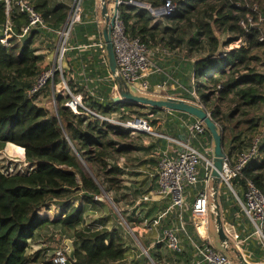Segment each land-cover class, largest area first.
I'll return each instance as SVG.
<instances>
[{"label":"trees","instance_id":"1","mask_svg":"<svg viewBox=\"0 0 264 264\" xmlns=\"http://www.w3.org/2000/svg\"><path fill=\"white\" fill-rule=\"evenodd\" d=\"M17 1H10L8 11L6 0H0V40L4 38L7 24L14 32L5 44L0 41V155L13 144L18 152L24 149L28 167L14 174L0 168V264H46L42 250L33 255L29 251L34 243L44 239L45 233L49 232L52 238V231L74 242L75 261L68 258L67 264H148L144 254L130 260V250L119 227L109 230L99 224L103 223L100 220L83 228L88 207L104 205L100 203L105 195L111 196L118 209L123 200H135L137 190L123 186L127 172L114 159L140 151L130 140V130L101 122L89 116L84 108L100 115L110 113L109 116L125 110L127 114L121 121L127 122L131 120L128 115L140 106L113 101L116 82L110 78L108 60L101 63L96 50H71L63 59V75L71 93L84 98V108L78 107V113L68 106L72 100L68 93L55 91V114L30 99L28 90L44 60L35 43L45 36H57L40 29L27 38H18L29 19L19 11ZM122 1L142 3L153 11L170 8L169 14L160 17L146 8L129 4L121 5L120 12L127 33L139 38L155 54L156 49H182L192 56L197 54L194 59L184 60L183 65H179L181 71L172 77L158 66V69L154 67L161 77L158 84L172 82L178 87L172 91V96L198 104L210 115L222 135L224 153L231 168L255 147V154L230 184L239 196L246 191L248 182L264 193V74L256 73L253 66L259 62V54H264V0ZM29 3L54 31L62 30L72 6L56 0H29ZM99 16L96 0H85L84 16L74 29L72 47L88 44L90 37L103 36V26L97 22ZM217 34L229 36L225 45L241 40L247 48L224 52ZM61 81L57 71L54 83ZM49 91L52 94L51 89ZM227 101L234 106L227 107ZM173 114L181 118L188 116L179 112ZM167 123L169 136L180 139L184 123L174 118H169ZM199 140L213 144L207 129ZM193 144L199 146L197 141ZM205 177V169L200 167L202 188L195 187L191 192L194 197L204 190ZM224 190L222 203L227 197L236 205V198L227 186ZM191 193L187 188L188 198L193 197ZM75 201H79L78 206L74 205ZM55 205L60 209V216L52 219L40 215L42 209L51 210ZM170 205L169 198L164 200L162 208L148 204L150 208L144 216L141 214L143 218H134L136 209L147 207L141 203L127 216L123 212L121 215L130 225L142 223L163 214L164 210L167 212ZM178 214L170 212L162 219L164 232H176L181 227ZM191 214V208L184 210V230L176 232L182 253L171 250L167 239L163 241L167 245L157 244L165 246L167 253L157 246L152 250L143 243L155 264H194L201 258L200 250L209 244L197 233ZM98 225L102 229L97 230ZM252 245L249 242L248 252L260 258L262 252ZM64 253L67 256L66 249Z\"/></svg>","mask_w":264,"mask_h":264},{"label":"built area","instance_id":"2","mask_svg":"<svg viewBox=\"0 0 264 264\" xmlns=\"http://www.w3.org/2000/svg\"><path fill=\"white\" fill-rule=\"evenodd\" d=\"M10 1L6 0L8 5V11L10 10ZM84 1L74 0L71 6L70 15L66 21V24L62 30L54 31L48 28L42 18V16L36 12V10L30 5L29 0H18L17 7L22 14H25L29 19V24L22 30V35L18 38H27L29 35L40 29H45L50 32H54L58 37V45L55 55V60L51 68L40 69L35 80L31 84L28 90V96L30 99L38 102L41 94L45 88L54 83L56 72L60 73L62 78L59 87H57V93L65 95V93L72 94L63 75V59L68 51L78 50L80 52H86L96 50L99 52V60L105 64L107 58L106 42L103 36L99 39L90 37V42L84 45H78L76 47L70 46V38L73 35L75 27L82 22L84 16ZM137 2L130 1L128 3L122 0H96V10L99 11L100 16L97 17V22L104 26L106 24V16L113 20L111 37L114 46V54L117 62V73L120 74L126 81L129 90L138 96L148 97L152 99H169L172 96L163 98V92L166 91V83L159 84L156 88L152 87L149 78L154 73V64L152 62V51L143 43L139 38H133L127 33L126 24L121 17L120 6L123 4L134 5ZM107 8L105 16L102 15L103 8ZM14 32L10 24H7L4 29V38L1 39V43L5 44L7 40L13 37ZM59 63V66H58ZM51 66V65H50ZM110 78L114 80V77L110 73ZM56 94L53 96L55 99ZM72 96V95H71ZM120 96V90L116 83L113 91V98ZM198 105V104H196ZM68 106L78 113V107L82 106V98L74 96L68 103ZM199 106V105H198ZM202 107V106H200ZM84 108V107H83ZM89 116L97 118V120L103 122L115 123L113 125L126 128L132 131V134L143 133L153 134L157 137L168 140L172 146L165 153H163L159 159L158 167L159 174L157 176V193L163 197L171 198V205L167 212L160 214L155 220L150 223L151 227H158L162 219L170 212H179L178 217L180 219L181 227L179 229L184 230L183 212L186 205V189L188 187H196L199 184L200 167H203L206 172L205 184L206 188L201 191L192 206V221L200 237L208 242V229H209V213L217 214L218 210V193L213 185L212 169H213V157H214V145L204 144L199 140L206 131V126L199 120H196L189 130V135L186 139H175L165 134H156L152 132L151 123L158 119L154 114H149L148 117L132 116V120L128 122L113 121L114 115L109 116L107 114H97L87 108H84ZM127 114L125 110H122V114H118L119 118ZM197 141L199 146L192 144ZM255 147L252 151L243 156L238 164L231 168L228 164L227 158L225 161L224 171L221 174L220 182L224 183L231 193L236 198L237 207L239 213L243 214L249 221L253 230V237L257 236L260 239V243L264 247V193H262L252 182H248L246 191L242 196H239L234 190L230 182L237 177L240 170L246 165V163L255 154ZM9 169L6 171L8 174H14L16 172H24L28 167V163L22 161L19 166L17 161H12ZM31 171V169H29ZM218 215V214H217ZM147 224V222H146ZM102 229V226H97V230ZM176 229V232L179 230ZM175 231H165V239L168 241V246L171 250L179 253L183 252V247L180 245V241L177 238ZM227 236V235H226ZM248 238H238L237 235L234 239L227 236L225 241H221V247L223 251L216 249L211 243L205 246L203 250H200L201 258L196 260L194 264H264L252 261V253L248 252L247 246L249 245ZM228 252V253H226ZM143 254L148 260V264H155L147 250L143 249ZM51 264H67L68 257L64 253V248L56 250L50 260Z\"/></svg>","mask_w":264,"mask_h":264},{"label":"rangeland","instance_id":"3","mask_svg":"<svg viewBox=\"0 0 264 264\" xmlns=\"http://www.w3.org/2000/svg\"><path fill=\"white\" fill-rule=\"evenodd\" d=\"M58 2H64L68 5H72V1L73 0H56ZM89 1V0H87ZM95 1V0H94ZM133 6L138 7V8H149L148 5L139 3V4H134ZM152 14L155 17H160V14H157L155 11L152 10ZM53 36V34H52ZM43 37L44 39L42 40H37V42L35 43V47H37L39 49V52H44L47 51V54L50 55V61L48 64L47 62L42 63L41 65V69L42 70H46L52 67L51 62H53V57L56 53V48L58 45V37ZM217 37L219 39V43H220V47L221 50L225 51H231L233 49H240V48H247V45L242 42L241 40L233 42L229 45H225L228 41L229 36L227 34H217ZM70 46H74L75 41H74V33L70 38ZM48 45V46H47ZM153 54V63H154V67L157 68L156 66H158V68L164 70L166 73H168L171 77L175 76L177 74V72L181 71V66L179 65H183L184 60L188 59H194L195 55H191L190 53L186 52L185 50L183 51L182 49L177 50V51H172V50H167V49H156V54L155 52H152ZM259 62H255L254 63V68L256 69V73H263L264 74V54H259ZM55 60V59H54ZM63 64V62H62ZM51 65V66H50ZM59 66V63H58ZM157 68V69H158ZM161 70V71H162ZM73 74V73H72ZM59 84L56 83H50L45 90L43 91V93L41 94V97L38 100V105L39 106H44L46 107L48 110H50L52 113H56L57 110V102H55L53 100V97H51L52 94L55 93V91L57 90V87H59ZM168 85V88H173V84L171 82H167L166 83ZM56 85V86H55ZM49 89H51L52 94H50ZM72 97L74 94H71ZM163 96L168 95L166 92L162 93ZM77 97H80L81 95H76ZM82 98V106L84 104V98L83 96H81ZM225 105H227V107H230V105H232V107L234 106L230 101L225 102ZM151 109H149L148 107H140V108H134V110L132 111V113H130L128 116L130 117V119L132 118V116L136 115L137 117H148L149 113ZM157 111V110H156ZM114 113V112H113ZM109 115H111L109 113ZM121 121V118H119L118 115H116L114 113V119L113 121ZM162 120H157V121H153L151 123L152 126V132L156 133V134H162L165 133L166 131H170L169 127L167 126L166 123H164V119L162 118ZM132 120V119H131ZM122 122V121H121ZM128 122V121H127ZM112 125L115 123H111ZM122 128V127H121ZM132 134V131H131ZM136 134V133H135ZM147 141H151L152 139L155 138V135L151 134H147L146 137H144ZM118 140V139H117ZM131 141L134 142V144H136V146L140 145L142 142L137 140V137H132L130 138ZM161 141L164 139H160ZM17 147V146H16ZM23 152H18L17 149L15 148V146H11L9 145V147H6V149L1 153L0 155V168L3 171H7L10 167V163L13 164L12 161H17L18 163H14V164H18L17 166H19L21 164L22 161H25V152L24 150H22ZM136 153V152H135ZM134 154V153H131ZM131 154L124 156L126 158H129L128 161H132V156ZM121 159L120 156H115L114 161H119ZM89 171V170H88ZM90 172V171H89ZM127 179V178H125ZM123 184V183H122ZM128 184V183H127ZM124 186V185H123ZM127 188H129V185H125ZM198 189L202 188V183L201 181L198 184ZM226 185H224V183L219 184L218 183V189H219V193H218V198H217V203H218V210L216 211V213L218 214V216L221 218L222 223H223V227L225 230V233L227 236H229L230 238L233 239V236L228 232V218H226V208L225 205L222 203V196L225 193L224 189H225ZM206 188V187H205ZM195 189V187H188V191L191 193L193 192V190ZM191 196L193 195L192 193L190 194ZM100 204H104V205H100V206H92V207H88L86 213H85V219H86V223L84 224L83 228H87V225H92V224H98V222H105V223H99V224H103L105 225V227L107 226V229L111 230L112 228H117L119 227V232L122 234V236L124 237L125 243L127 245V247L129 248V258L130 260L137 258V256L139 255H143V250L142 247L143 243L148 244V246L150 248H154V250H156L155 246L160 247V250L162 249V251L164 253H167L165 250V246L161 247L158 246L156 241L159 238H163V234H164V230H163V225L160 224V226L158 227V229H150L148 228V226H146L143 222L142 223H137V224H129L126 222V220L122 217L121 212H123L124 214H126L125 216H127L131 209H133V206L135 205V201L131 198L123 200L120 203V209H118L115 204L113 203L111 196H104L103 199V203ZM191 206V203H189ZM223 204V206H222ZM75 206L79 205V201H75L74 202ZM57 207V205H55ZM56 207H52L51 210H47V209H42L40 211V215L41 216H48L49 218H57L58 216H60L59 214H61V212H59V210ZM59 212V213H58ZM217 214H213V213H209V229H208V243L209 241L212 240L215 241L217 244H219V237L217 236V231H218V226L216 223V218H217ZM191 221H192V216H191ZM52 231V234H54V236L52 238H49L48 233L44 239H39V241L37 243H34L32 245V248L29 251V254L33 255L36 254L37 251L42 250V254L44 257V262L46 264H49L48 262H50L51 257L53 255V253L58 250L59 248H63L66 249V240H71L65 237L64 234H61L60 232H54ZM228 232V233H227ZM229 234V235H228ZM161 236V237H160ZM72 241V240H71ZM166 244V242H162V244ZM251 243L254 245V243L259 244L260 249L262 250V256H260L259 259L264 260V247L262 246V244L260 243V239L257 236H254V238L251 239ZM213 244V243H212ZM214 247H217L216 249H220V247L217 245L215 246L213 244ZM223 251V250H221ZM228 253V252H226Z\"/></svg>","mask_w":264,"mask_h":264},{"label":"crops","instance_id":"4","mask_svg":"<svg viewBox=\"0 0 264 264\" xmlns=\"http://www.w3.org/2000/svg\"><path fill=\"white\" fill-rule=\"evenodd\" d=\"M103 27H102V29H103ZM56 50H57V48H56ZM39 54L42 55L44 58L42 63L48 61V64H49L50 55L47 54V51L41 52ZM55 55H56V53H55ZM55 55L53 57V60H52L53 62H51V65H53V63H54ZM158 72L159 71L155 69L154 73L149 78L151 86H153L154 88H156V86L159 85L158 82H160V80H161V79H159L161 77L157 76ZM169 80H172V79H169ZM173 90H178V87L176 85H174L173 88H168V85H166V91L165 92L168 95H165L163 98L165 99L166 97L172 96ZM53 96H54V94H52V97ZM172 97L175 98L174 96H172ZM175 99H178V98H175ZM149 109H151V108H149ZM150 112H151V114H154L155 117L159 120H162L161 117L165 118L163 122L166 124H168L167 122L169 121V118H174L176 120L182 121V123H184V125H182V130L179 132L181 138L187 137L189 135L190 126L192 125L191 122L193 123V121L196 120L195 118H193L190 115H188L187 117L181 118L179 115H175V114H173L172 111H168V110H164V111L163 110H157L156 111V110L151 109ZM163 134L169 136L168 131H166ZM131 136L135 137V138L137 137V140L142 142L140 145L137 146L138 148H140V151H134V154H131V156L133 158L132 161H128L129 158L121 157V159L118 161V164L121 167H124V169L127 172V175L123 178V180H124L123 185L124 186L129 185V187L137 190L136 191L137 197L134 200L136 202V205L133 207L137 208L138 206L141 205V203L147 205V207H141L139 210L136 209V211H135L134 218H137V217L143 218L142 216H144V214L146 213L145 212L146 209L150 208L148 206V204H150L151 207L154 205H159V208H160L161 206H163L164 200L169 198L168 197V198L164 199L163 197H161L157 193L156 182H157V176L159 174V167H158L159 159L163 153H165L168 149L171 148L172 145L170 143H168L167 139L160 138L157 136H155V138L152 139L151 141H147L144 138L147 136V134L136 133V134H131ZM160 139H164L165 143L163 141H161ZM192 144H193V142H192ZM9 145L15 146L13 144H9ZM9 145L7 147H9ZM15 148H17V147L15 146ZM142 162H145V163H142ZM125 178H127V179H125ZM219 184H222V182H219ZM213 185H214V182H213ZM205 187H206V184H205L203 189H205ZM139 190H142V192H140ZM225 195H226V193H225ZM194 196L195 195H193L192 198L189 197L191 200L187 196L186 205L184 207V210L186 208L187 209L191 208V210H192V206H193V204L196 200V197H197V196L196 197H194ZM169 199L171 202V198H169ZM191 202H192V204L190 206L189 203H191ZM224 204H225V208H226V218H228V225H227L228 232L233 236V239H234V236L237 235L238 238H248V240H250L249 242H251V239L254 238L253 237V230H252V226L249 223V221L247 220V218H245V216L243 214L239 213L237 204L236 205L232 204L230 201V198L226 197L224 200ZM235 207L237 208V210L235 209ZM58 210L60 212V209H58ZM142 210H144V211L142 212ZM164 211H162L163 214L165 213ZM141 214H142V216H141ZM159 215L160 214L154 215L152 220L151 219L150 220H148V219L144 220V224L146 226H148V228H150V229H158V227L160 225L158 227H151L150 223L153 220H155ZM191 216H192V214H191ZM146 222H147V224H146ZM142 224H143V222H142ZM99 226H101V225H99ZM217 234H218V231H217ZM162 237H163L162 239L159 238L156 241L157 244L162 243L165 240V232H164ZM209 243H211V244L213 243L215 246L218 245L220 247V249H218V250H220V251L223 250L221 247V240L220 239H219V244H217L215 241L212 242V240L209 241ZM254 244L256 245L255 247H257L258 250H260L262 252L259 244H256V243H254ZM155 248H156V246H155ZM215 248H217V247H215ZM143 249H145V248L142 247V250ZM152 250H154V248ZM258 257L259 256L252 255V261L258 262V263H260V262L264 263V260H261Z\"/></svg>","mask_w":264,"mask_h":264},{"label":"water","instance_id":"5","mask_svg":"<svg viewBox=\"0 0 264 264\" xmlns=\"http://www.w3.org/2000/svg\"><path fill=\"white\" fill-rule=\"evenodd\" d=\"M139 4V3H136ZM151 11V8H146ZM170 8L163 10L155 11L157 14L167 15L169 14ZM107 13V8L104 7L102 15L105 16ZM153 13V12H152ZM113 20L106 16V24L103 27V38L106 42L107 58L110 68V73L114 77L115 82L117 83L120 96L114 97L113 101L115 103L125 102L131 105L148 107L153 110H168L172 112L184 113L192 116L196 120L201 121L206 126V129L211 133L214 145V157H213V169H212V178L214 182V188L218 190V183L220 182L221 174L224 171L226 156L223 149V138L219 132V129L216 123L212 120L210 115L200 106L186 102L181 99L169 98L165 100L161 99H152L148 97L138 96L133 94L124 80V78L117 73V62L114 54V46L112 42L111 32L113 27ZM55 94V93H54ZM186 139V137H182ZM216 223L218 226V237L221 241L227 239L223 223L221 218L217 215ZM66 254L71 261H75V248L74 242L71 240H66Z\"/></svg>","mask_w":264,"mask_h":264}]
</instances>
